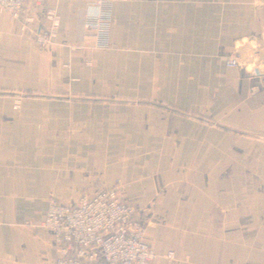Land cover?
Instances as JSON below:
<instances>
[{"label":"crops","instance_id":"crops-1","mask_svg":"<svg viewBox=\"0 0 264 264\" xmlns=\"http://www.w3.org/2000/svg\"><path fill=\"white\" fill-rule=\"evenodd\" d=\"M60 1L64 43L106 49L81 67L0 20V264L50 262V204L116 181L153 264H264V0H117L100 32Z\"/></svg>","mask_w":264,"mask_h":264},{"label":"built area","instance_id":"built-area-1","mask_svg":"<svg viewBox=\"0 0 264 264\" xmlns=\"http://www.w3.org/2000/svg\"><path fill=\"white\" fill-rule=\"evenodd\" d=\"M79 1H74L76 9ZM82 1L97 10L96 17L86 21L84 29L102 31L103 12L117 0ZM60 5V0H0V20L8 22L11 33L17 29L27 34L40 16L49 27L36 32L33 41L36 49L45 53L50 47H63L68 55L81 57V67L91 68L95 57L106 47L99 39L78 46L66 45L59 34ZM225 65L235 71L237 59H227ZM119 185L116 181L113 187L104 190H94L88 185L71 207L50 204L40 227L51 235L56 255L46 264H153L158 259L145 242L138 211L121 200ZM159 257L167 262L174 260L173 252Z\"/></svg>","mask_w":264,"mask_h":264}]
</instances>
